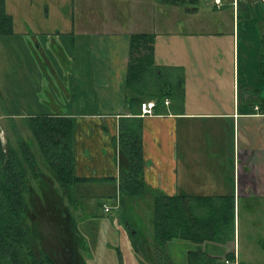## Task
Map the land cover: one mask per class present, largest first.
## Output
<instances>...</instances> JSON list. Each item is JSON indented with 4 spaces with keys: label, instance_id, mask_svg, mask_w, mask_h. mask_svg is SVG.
<instances>
[{
    "label": "crops",
    "instance_id": "1",
    "mask_svg": "<svg viewBox=\"0 0 264 264\" xmlns=\"http://www.w3.org/2000/svg\"><path fill=\"white\" fill-rule=\"evenodd\" d=\"M236 1L228 5L234 10L232 19L220 15L211 20L203 15L199 26L198 15L185 17L168 37L169 44H176L175 50L168 52L169 45L160 49L162 42L155 38L156 63L168 62L167 66L183 75L184 82L179 98H167L169 104H161L153 115L143 116L138 106L128 108L126 78L133 33L120 28L83 32L89 39L85 47L91 76L79 62L74 68L78 69V82L85 87L81 93L90 96L80 99L91 108L72 111L68 103L60 102L55 104L57 111L46 113L76 119L75 172L86 179L76 186L110 182L118 188L115 138L120 120L125 115H139L144 177L151 190L169 196L234 197V230L229 239L195 242L173 238L166 243L170 262L162 264H189L191 252L204 255L203 264H264V0H252L250 11L244 13L239 12L242 0ZM184 10L186 16L199 13L198 7ZM216 25L220 28H214ZM59 68L47 60L44 74L53 84L60 83L70 100L75 88ZM147 100L154 99L143 102ZM134 200L127 204L133 215ZM152 233L153 224L145 232L142 251H149L155 261Z\"/></svg>",
    "mask_w": 264,
    "mask_h": 264
},
{
    "label": "rangeland",
    "instance_id": "2",
    "mask_svg": "<svg viewBox=\"0 0 264 264\" xmlns=\"http://www.w3.org/2000/svg\"><path fill=\"white\" fill-rule=\"evenodd\" d=\"M213 1L200 0L199 5H179L184 8L198 7L199 13L186 16L184 8H175L158 0H5L6 12L12 17L13 32L0 37V137L3 144L10 143L18 149L21 139L31 142V150L35 152L41 168L53 179L59 193L66 195L68 191L47 169L26 121L29 116L57 111L55 104L60 105V102L68 103L72 111L91 108L83 105L84 101L80 99H89L90 96L81 93L85 87L78 82V69L74 68V63L77 65L79 62L87 76L90 75V58L85 47L89 39L83 32L91 34L120 28L133 34L142 31L152 33L154 39L157 37L162 42L160 49L164 50L169 45L170 52L175 50L176 44L173 41L169 44L168 37L179 29L185 17L195 18L198 15L197 22L203 15H208L211 20L221 16L233 18L234 10L228 6L231 0H222L221 3L226 5H221V9H217ZM244 11L241 8V13ZM214 28L220 27L216 25ZM221 28L224 29L223 26ZM47 60L56 62L61 67L58 71L61 75L64 73L66 80H70L72 88H75L70 100L62 91V85L53 84L44 74L48 70ZM165 60L171 61L167 56ZM160 62L162 67L168 64ZM86 88L88 90L87 84ZM74 195V203L65 196L59 205L56 199H45L40 200L36 208L41 227L45 230V247L50 249L47 252L55 251L58 256L61 253L64 256L63 259L59 257L61 264L154 263L149 251L137 252L134 248L135 243H139L136 245L143 249L140 243L153 224L151 194L135 198L137 208L134 215L128 212L129 205L125 209L121 204L120 191L110 182L81 183L74 187ZM106 206L111 208L110 212L105 211ZM71 216L86 249L83 246L74 248L72 237L75 236L68 229ZM43 217L46 218L44 221ZM130 219L138 231L133 237L127 228ZM62 232L65 238L61 236ZM76 250L78 254H75ZM36 251L38 260L42 261L39 251Z\"/></svg>",
    "mask_w": 264,
    "mask_h": 264
},
{
    "label": "trees",
    "instance_id": "3",
    "mask_svg": "<svg viewBox=\"0 0 264 264\" xmlns=\"http://www.w3.org/2000/svg\"><path fill=\"white\" fill-rule=\"evenodd\" d=\"M241 2L244 12L250 11L248 4ZM262 1V0H261ZM170 5L197 4L199 0H158ZM13 32V22L6 12L5 0H0V37ZM155 39L152 33L141 32L131 35L130 54L126 87L127 105L141 107L145 98L156 100L155 111L167 98H179L184 77L176 68L162 67L155 61ZM261 72L264 76V37L261 48ZM33 140L36 142L47 169L59 185L69 192L60 194L53 179L41 168L32 143L21 139L18 149L10 143L4 145L0 137V264H61L55 251L47 252L45 230L41 227L37 205L40 200L56 199L59 205L65 196L76 201L74 187L86 179L75 172V124L74 116L62 114H39L27 118ZM119 165L118 182L121 204L125 207L130 200L149 193L153 197L152 247L155 264L169 263L166 243L173 238L195 242L206 240L223 242L234 230V197L169 196L151 190L144 177L143 122L139 115L121 117L119 134L115 138ZM21 149V151H20ZM22 152V153H21ZM50 192V193H49ZM130 212V210L128 211ZM33 215V217H32ZM39 217V218H38ZM46 219L43 217V221ZM68 229L77 246L86 249L84 239L73 225ZM50 223V222H49ZM130 235L135 236L129 220ZM56 226V225H55ZM57 231V227H54ZM63 238V232L61 234ZM71 238V236H70ZM144 240V239H143ZM135 243V250L142 248ZM141 247L144 244L141 242ZM36 248H35V247ZM42 261L38 260L39 256ZM79 251H75L78 254ZM80 254V253H79ZM204 255L191 252L189 264H203ZM86 264V262H85Z\"/></svg>",
    "mask_w": 264,
    "mask_h": 264
},
{
    "label": "built area",
    "instance_id": "4",
    "mask_svg": "<svg viewBox=\"0 0 264 264\" xmlns=\"http://www.w3.org/2000/svg\"><path fill=\"white\" fill-rule=\"evenodd\" d=\"M218 8L221 7L222 5V0H215ZM157 102L155 100H147L142 102L141 104V110H142V115H153L155 112V107H156ZM165 104H169V101L166 99ZM105 211L110 212L111 208L109 206L105 207Z\"/></svg>",
    "mask_w": 264,
    "mask_h": 264
},
{
    "label": "flooded vegetation",
    "instance_id": "5",
    "mask_svg": "<svg viewBox=\"0 0 264 264\" xmlns=\"http://www.w3.org/2000/svg\"><path fill=\"white\" fill-rule=\"evenodd\" d=\"M128 221H129V220H128ZM129 225H131V224H129V222H128V223H127L128 231H129V232H132V230L130 231ZM131 227H132V225H131ZM142 241H143V240H142Z\"/></svg>",
    "mask_w": 264,
    "mask_h": 264
}]
</instances>
